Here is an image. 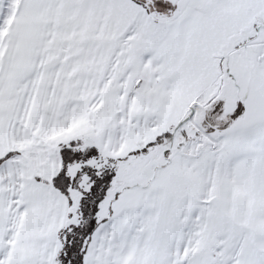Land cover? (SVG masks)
I'll return each instance as SVG.
<instances>
[{"label": "snow or ice", "instance_id": "snow-or-ice-1", "mask_svg": "<svg viewBox=\"0 0 264 264\" xmlns=\"http://www.w3.org/2000/svg\"><path fill=\"white\" fill-rule=\"evenodd\" d=\"M0 264H264V0H0Z\"/></svg>", "mask_w": 264, "mask_h": 264}]
</instances>
